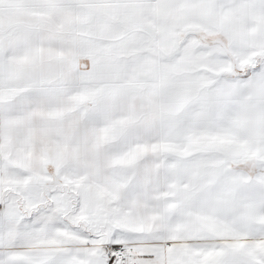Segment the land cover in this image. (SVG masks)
<instances>
[{"label":"snow or ice","instance_id":"obj_1","mask_svg":"<svg viewBox=\"0 0 264 264\" xmlns=\"http://www.w3.org/2000/svg\"><path fill=\"white\" fill-rule=\"evenodd\" d=\"M0 264H264V0H0Z\"/></svg>","mask_w":264,"mask_h":264}]
</instances>
